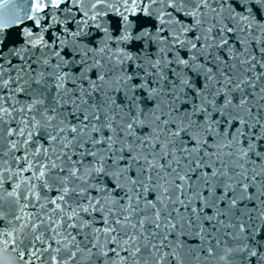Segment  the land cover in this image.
<instances>
[{"label":"snow or ice","instance_id":"obj_1","mask_svg":"<svg viewBox=\"0 0 264 264\" xmlns=\"http://www.w3.org/2000/svg\"><path fill=\"white\" fill-rule=\"evenodd\" d=\"M0 264H264V0H0Z\"/></svg>","mask_w":264,"mask_h":264}]
</instances>
